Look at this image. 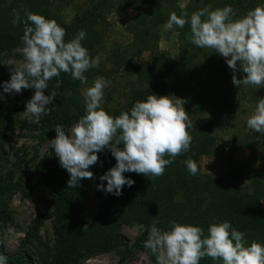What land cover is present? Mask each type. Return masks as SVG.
I'll return each mask as SVG.
<instances>
[{"label":"clouds","instance_id":"obj_1","mask_svg":"<svg viewBox=\"0 0 264 264\" xmlns=\"http://www.w3.org/2000/svg\"><path fill=\"white\" fill-rule=\"evenodd\" d=\"M12 16L13 25L21 22L24 25L19 49L22 59L12 65L10 79L2 87L3 93L8 94L34 89L22 112L29 123L39 125L40 118L49 114L47 106L57 93L46 95L45 90L53 78L66 73L86 86L84 114L67 131L57 124L55 138L49 140L60 166L69 174L67 188H76L82 179L93 178L88 169L98 162L97 154L104 149L110 150L116 163L99 178L107 181L106 186L100 184L97 188L116 196L122 194L125 185L132 187L135 183L125 177V172L154 179L162 176L177 156L190 150L193 122L184 109V99L149 94L145 100L136 101L130 110L110 115L102 106L104 89L110 82L98 76L89 86L85 75L100 62L82 44L86 32L79 30L66 41V30L54 19L27 9L23 20L19 10L13 9ZM186 25L190 26L188 39L192 44L213 49L225 58L233 72L234 86L264 87V3L238 18L230 5L215 9L207 6L191 14L172 12L162 30L168 32ZM237 72L243 74L242 79ZM246 125L264 134V98L258 99ZM184 163L191 175L197 174L198 165L191 157ZM157 223L154 221L149 227L144 241V247L156 256L157 264H199L205 257L217 264H264V244L256 240L249 244L245 234L227 220L211 223L207 234L202 227L174 220L169 221L167 230L157 227ZM0 264H7L3 255Z\"/></svg>","mask_w":264,"mask_h":264},{"label":"trees","instance_id":"obj_2","mask_svg":"<svg viewBox=\"0 0 264 264\" xmlns=\"http://www.w3.org/2000/svg\"><path fill=\"white\" fill-rule=\"evenodd\" d=\"M62 1L64 4L70 2V0ZM55 2L57 1L10 0L7 2V0H0V53L15 46L23 35V23L16 25L12 23V10H19L23 20L24 10L27 9L48 19L56 20L66 30V41L73 38L79 30H84L86 37L82 44L88 49L89 55L94 58L95 45L101 37V32L95 26L105 20V14L115 7L116 1L89 0V7L75 15L70 22L64 21L61 13H57L58 5ZM257 2L259 0H200L186 7L185 10H180L171 3L168 10L165 8L164 14L159 9L143 13L140 19L141 26L136 35L141 42L138 52L140 54L143 50L146 41L156 36L154 29L166 23L172 12L180 15L182 11H187L191 14L207 6L214 9L230 5L238 18L252 9V5ZM175 30L178 31L180 39L179 60H170L167 56L160 57L157 54L151 58L150 65H141L139 63L143 62L137 63L132 56L122 61L131 67V71L140 81L146 82V86L131 88L123 111L130 110L136 101L145 100L149 94H177L195 110L202 108L203 99L199 97V88L209 86L203 83L208 80V77L203 79V74H210L212 67L206 64L201 70H191L188 73L186 63L196 58L201 48L196 47L186 38L190 35V26L186 25L182 29L175 28ZM120 60L122 59L117 55L116 61L120 62ZM226 74L227 71L224 73L227 77ZM85 75L89 80L93 72L89 69ZM56 78H59L60 82L52 91H55L57 96L52 104L47 106L50 112L44 116V121H48L50 129L61 124L67 131L84 114L85 105L81 103L78 96V87L81 82L73 80L66 73H61ZM4 109V106H0L1 112ZM110 112V115L117 116L122 111L115 109ZM211 114L210 121L197 129L194 127L190 129L193 138L190 150L177 156L171 165L166 166L162 176L153 179L143 174L125 172V177L135 181L134 185L132 187L125 185L120 196L109 194L86 229L76 227L71 218V213L75 211L76 197L84 189L83 179L78 187L67 188L69 174L57 163L56 159L46 156L47 159L41 161V175L48 185L47 204L28 227L22 244L31 243L33 239L38 240V223L51 205L54 209L52 226L55 247L52 252L47 250L48 247L44 244L47 251L43 250L40 253L38 264H79L93 254L117 248L124 243V237L120 232L123 224L143 225V231L136 239L135 245L140 248L144 247L148 229L154 221H158L157 227L163 230H167L169 221L174 220L182 224L202 227L207 234L211 223L227 220L234 228L245 234L244 239L249 244L252 240L264 244V207L261 203L264 192L259 189L260 187L264 189V181L253 176L249 186L242 187L235 173L228 171L225 177H216L198 171L197 174L191 175L184 163L189 157L197 163L203 154L227 150V143L218 142L216 135L211 132L212 124L218 120L220 113L213 110ZM52 133L55 138V129ZM102 154L103 151L97 154L98 161L102 158ZM97 165L98 162L93 166ZM5 191L6 188L0 185V193ZM33 260L30 251L22 245L18 252L7 259V264H35ZM199 264H217V262L205 257L200 260Z\"/></svg>","mask_w":264,"mask_h":264},{"label":"rangeland","instance_id":"obj_3","mask_svg":"<svg viewBox=\"0 0 264 264\" xmlns=\"http://www.w3.org/2000/svg\"><path fill=\"white\" fill-rule=\"evenodd\" d=\"M56 1L57 13H61L62 19L66 22L72 21L75 15L90 5L89 0H70L67 4L62 0ZM115 1V7L105 14V20L95 26L101 32V37L95 45L94 58L98 57L100 62L98 67L91 68L93 75L88 80L89 86L98 76L110 82L104 89L102 101L103 108L109 114L115 109L124 110L133 86H146V82L140 81L131 71V67L122 62L124 59L132 56L137 63L143 62L139 63L141 65H150L151 58L157 54L160 57L167 56L170 60L180 59L178 31L175 29L163 31L162 25L165 23L154 29L156 36H152L144 43L145 47L139 54L141 42L136 35L141 26L142 14L154 12L156 9L164 14L165 8L168 10L171 3L178 9L185 10L189 5L200 2V0ZM261 3L263 0L254 3L252 9ZM152 32L154 33L153 30ZM20 47L21 39L11 49L0 53V93H3V82L10 79L12 65L22 59ZM117 55L122 59L120 62L116 61ZM206 64L210 65L212 70L210 74H203V79L208 77L203 83L209 86L199 88V97L203 99L202 108L195 110L193 106L185 103L184 109L195 129L210 121L211 111L219 112L220 117L212 124L211 132L216 135L218 142H226L228 148L201 155L197 161L199 172L216 177H225L228 171L235 173L242 187L249 186L253 176L264 181V134L256 133L246 125V118L254 111L258 99L264 98V87L234 86L232 69L228 67L224 57L210 48H201L198 56L188 61L185 67L189 73L191 70H201ZM226 71L227 77L224 75ZM236 75L239 79L243 78L241 72H237ZM59 82V78L56 77L50 80L45 94L51 95ZM85 87L83 84L78 87V96L83 104ZM33 94L34 89H24L21 93H3V98L0 99V106L5 107L3 112L0 111V185L6 188L5 192L0 193V255L8 259L24 245L25 249L30 251L33 262L38 264L40 253L46 250V245L47 250L52 252L55 247L52 205L44 212L38 223V240L22 243L28 227L46 207L49 196L48 185L41 175V161L47 159L46 156H51L59 164V158L49 145V140L54 139L52 133L54 128L50 129L48 121H44V116L40 118V124L35 125L29 123L28 118L22 113L25 111L26 102ZM172 95L183 99L180 95ZM102 155L96 167H89L93 178L83 179L84 189L76 197L75 211L71 213V218L79 229H86L89 226L103 201L111 194L97 188L100 184L106 186L107 181H101L99 178L116 163L109 149H104ZM259 189L264 192L262 187ZM261 203L264 207V197ZM142 231V224H123L120 227L124 237L122 245L93 254L79 264H157V258L150 250L135 245Z\"/></svg>","mask_w":264,"mask_h":264}]
</instances>
